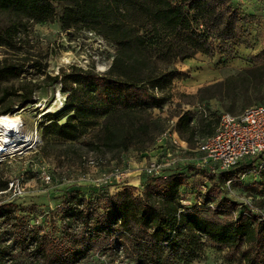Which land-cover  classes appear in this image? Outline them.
Segmentation results:
<instances>
[{"label": "trees", "instance_id": "1", "mask_svg": "<svg viewBox=\"0 0 264 264\" xmlns=\"http://www.w3.org/2000/svg\"><path fill=\"white\" fill-rule=\"evenodd\" d=\"M0 17V117L31 102L38 87L12 92L10 85L27 67L22 43L29 26L57 18L62 30L88 27L115 47L103 73L73 68L46 76L66 97L62 111L44 116V143L71 144L88 136L96 150L143 152L154 130L161 135L175 120L177 138L197 149L213 135L221 115L264 106L262 51L247 67L197 90L190 98L198 105L197 118L185 111L165 121L150 119L172 98L175 63L198 53L222 57V64L235 57L230 44L241 39L246 21L237 0H0ZM211 102L217 103L213 110ZM196 152L185 150L193 158ZM163 173L165 178L143 173L139 188L122 186L96 198L73 188L42 212L3 201L0 264H92L96 254L118 257L119 249L133 264H189L198 258L202 238L230 263L264 264V214L255 213L251 195L253 207L246 204L240 213L239 204L223 195L232 187L256 192L257 182L245 183L263 173L255 161L245 159L227 172L200 170L207 181L196 204L183 203V189L199 173L195 165L179 164ZM259 183L264 185L263 178ZM7 186L0 179V193ZM259 205L264 207V192ZM31 217L42 221L30 222Z\"/></svg>", "mask_w": 264, "mask_h": 264}, {"label": "rangeland", "instance_id": "2", "mask_svg": "<svg viewBox=\"0 0 264 264\" xmlns=\"http://www.w3.org/2000/svg\"><path fill=\"white\" fill-rule=\"evenodd\" d=\"M237 5L246 21L242 27L241 39L230 44L235 51V57L222 64L219 62L222 57L207 58L198 53L190 60L175 63L172 98L161 109L153 110L150 119L165 121L185 111L197 118L198 105L191 104L190 99L197 90L247 67L252 56L264 51V0H237ZM3 22L0 17V25ZM22 44L28 53L27 67L19 80L10 82L13 86L12 92L24 85L38 87L31 102L23 108L16 107L17 110L8 115L16 119L19 135L27 136L29 140L16 141L15 147L7 149L0 157V179L7 180V189L11 182L18 183L24 194L13 199L10 192L0 193V203L12 199L20 207L27 209L35 206L38 212H42L47 207L55 208L60 198L73 188L86 198L112 195L122 186L138 187L143 180L144 170L149 165L157 162L181 163L182 160L195 165L199 170L198 175H194L183 189L186 199L184 204L198 203L197 198L200 192H205L203 184L207 181L200 174V170L204 169L200 167L199 158L202 156L196 152L194 146L187 144L183 150L187 149L188 155L196 152V159L186 155L183 150L173 149L168 142L161 141L157 130L153 132V141L146 145L143 152L135 149L124 153L110 149L96 150L89 145L91 137L88 136L71 144L54 140L44 143V116L62 111L66 97L60 84L51 83L46 76L54 77L60 72L68 74L73 68H94L96 72L103 73L114 55L113 45L88 27L64 31L57 18L42 26H29L28 36ZM37 62L42 65L39 69L35 66ZM216 107L217 103L211 102L212 110ZM162 145L163 149L159 147ZM175 166L176 164L171 167ZM260 172H263L260 173L262 176H250L251 179L245 181L246 184L257 182L256 192H247L244 187H232L230 191H223L226 198L239 204L237 213L246 204L253 207L254 201L255 213L264 214V207L259 209V198L264 192V185L259 183L262 178L264 180V170ZM43 175L49 176L50 181H44ZM140 177L142 180L138 181ZM248 195L252 196L253 201ZM29 221L40 223L42 219L31 217ZM201 244L198 258L189 264H234L227 261L223 252L215 250L207 239L202 238ZM119 250L118 257L109 252L96 254L92 264H133Z\"/></svg>", "mask_w": 264, "mask_h": 264}, {"label": "built area", "instance_id": "3", "mask_svg": "<svg viewBox=\"0 0 264 264\" xmlns=\"http://www.w3.org/2000/svg\"><path fill=\"white\" fill-rule=\"evenodd\" d=\"M8 116V115H6ZM1 116L0 118H2ZM175 120L169 122L166 131L160 135L161 141H166L173 149H185L174 131ZM7 151L3 147L0 152L2 157ZM185 152V150H183ZM196 151L202 156L201 168L209 172L218 170L227 172L243 160H252L257 163L258 170L264 169V106L249 107L238 116L231 114L221 115L219 124L212 136L201 141ZM185 162H157L145 168L148 176H164L163 170L172 168L173 165ZM43 180L50 181L49 176L43 175ZM229 185V182H227ZM5 192H10L15 198L24 194L18 183L11 182ZM184 203V202H183Z\"/></svg>", "mask_w": 264, "mask_h": 264}, {"label": "bare ground", "instance_id": "4", "mask_svg": "<svg viewBox=\"0 0 264 264\" xmlns=\"http://www.w3.org/2000/svg\"><path fill=\"white\" fill-rule=\"evenodd\" d=\"M18 127L16 119L9 116L0 118V152L3 147H7V149L14 148L16 141L28 142L29 138L27 136L19 135Z\"/></svg>", "mask_w": 264, "mask_h": 264}, {"label": "crops", "instance_id": "5", "mask_svg": "<svg viewBox=\"0 0 264 264\" xmlns=\"http://www.w3.org/2000/svg\"><path fill=\"white\" fill-rule=\"evenodd\" d=\"M142 177H143V176H142ZM142 177H140V178L138 179V181H141V180H142V179H141Z\"/></svg>", "mask_w": 264, "mask_h": 264}]
</instances>
